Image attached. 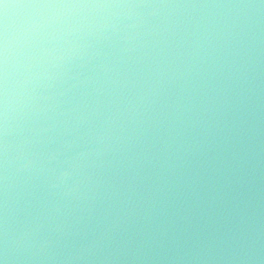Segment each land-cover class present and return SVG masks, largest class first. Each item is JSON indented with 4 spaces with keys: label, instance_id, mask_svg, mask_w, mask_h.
<instances>
[{
    "label": "clouds",
    "instance_id": "obj_1",
    "mask_svg": "<svg viewBox=\"0 0 264 264\" xmlns=\"http://www.w3.org/2000/svg\"><path fill=\"white\" fill-rule=\"evenodd\" d=\"M0 264H264V0H0Z\"/></svg>",
    "mask_w": 264,
    "mask_h": 264
}]
</instances>
